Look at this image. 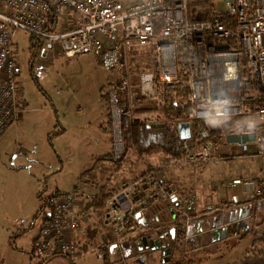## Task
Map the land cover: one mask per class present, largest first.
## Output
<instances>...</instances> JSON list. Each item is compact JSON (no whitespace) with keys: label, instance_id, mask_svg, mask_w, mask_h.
<instances>
[{"label":"built area","instance_id":"1","mask_svg":"<svg viewBox=\"0 0 264 264\" xmlns=\"http://www.w3.org/2000/svg\"><path fill=\"white\" fill-rule=\"evenodd\" d=\"M157 24L159 38L155 37ZM17 30L44 42L35 69L53 51L66 58L91 54L111 73L108 98L116 161L127 154L122 127L127 112L117 101L116 88L129 90L130 115L128 56L137 44L151 45L159 65L142 76L143 96L153 98L179 89L185 102L196 105L186 120L173 123L177 132L180 123L191 125V138L185 140L191 146L188 160L228 158L227 147L251 155L255 146V154L264 157V0H0V138L19 123L25 107L15 60ZM254 114L261 125L253 129L235 127L219 138L211 137L205 128L194 130L199 118ZM196 137L201 145L194 141ZM162 168L148 165L141 175L122 182L107 203L104 219L117 243H131L141 256L158 252L161 264H170L171 230L176 223L182 221L189 244L196 235H209L213 242L215 228L210 224L195 232L194 218L177 203V188L163 176ZM238 185L253 187L252 195L263 191L254 180L242 177L220 183L221 217L233 215L226 203L238 199H229L227 189ZM83 195H57L49 224L33 241L36 257L63 256L75 262L84 256L82 246L69 238L87 227L93 213L85 208L90 199H81ZM80 201L84 207L75 214ZM208 209L218 210L214 204ZM229 223L221 221L220 226ZM255 235L264 238V224L258 225ZM262 245L259 264H264Z\"/></svg>","mask_w":264,"mask_h":264},{"label":"rangeland","instance_id":"2","mask_svg":"<svg viewBox=\"0 0 264 264\" xmlns=\"http://www.w3.org/2000/svg\"><path fill=\"white\" fill-rule=\"evenodd\" d=\"M218 8L223 9L222 3ZM30 39V34L16 31L15 60L25 107L19 123L11 126L0 138V264H41L44 260L32 255V240L43 226L41 217L35 220L42 205L38 199L39 191H44L46 197L55 190L83 195L85 186H88L86 195L80 198L86 196V199H90L104 186L120 189L123 178L140 172L148 162L160 168L166 166L162 155L140 157L128 141L125 144L126 159L120 170L115 162L99 159L113 146L112 115L109 133L106 131L108 105L100 96L101 88L112 77L111 73L105 71L91 54L66 58L51 51L50 56L36 66L40 85L47 94L44 95L30 74ZM133 55L136 59L134 62L131 61ZM154 55L151 45L137 44L128 56L131 72L130 115L149 124L160 122L157 114H134L133 111L139 108V104L142 107H155L158 104L157 97L146 96L142 103L139 102L144 97L141 92L142 76L151 71L149 58ZM137 64L139 66L135 67ZM229 118H208V128L220 127ZM259 125L260 119L254 114L237 122L235 127L243 130ZM60 130L62 132L55 133ZM252 148L253 159L240 151L239 160L222 161V175L245 171L250 166L248 163L258 165L262 157L255 154V146ZM259 219V226L263 225L264 213ZM233 227L230 228L231 239L221 247V251L214 252L213 248L206 247L188 253L187 258L194 260L186 264H254L252 258L246 256L258 226L252 223L248 230L241 232ZM96 230L97 237L100 232L109 242L112 235L109 227L100 224ZM96 249H90L85 257L75 262L55 256L45 264H137L133 257H123L111 250L109 255H105V252ZM62 258L67 260L64 262ZM159 261L161 256L156 252L149 256L147 264H158Z\"/></svg>","mask_w":264,"mask_h":264},{"label":"trees","instance_id":"3","mask_svg":"<svg viewBox=\"0 0 264 264\" xmlns=\"http://www.w3.org/2000/svg\"><path fill=\"white\" fill-rule=\"evenodd\" d=\"M155 37H160L161 27L159 24L156 25ZM43 41L34 36H31L30 39V49L31 60L29 62L30 74L32 80L38 87L39 91L44 95H47L43 87L40 85L38 74L36 73V69L34 66V61L37 56V52L43 46ZM152 50H150V54H152ZM155 54V53H154ZM150 70H158V61L156 56L149 58ZM135 56L131 57V61L134 62ZM139 64L135 65L138 67ZM19 77V73H18ZM108 84L103 86L100 90V96L103 101L108 105V127L106 131L111 133V107L109 102V92H108ZM129 90L116 88V97L120 106L127 112V114L122 119V127H123V139L126 142L128 141L132 148L135 149L136 153L140 157H153L157 155H162L165 158V163L169 164L170 162H178L183 161L188 158V151L191 149L188 142L183 140L177 130L175 129L173 123L177 121H184L188 118L189 114L196 107L195 104L187 103L183 100L182 94L179 89L175 91H168L164 93H158V104L154 107H142V104H139L137 109L133 111L134 114H157L160 122L157 124H148L145 121H138V119H132V117L128 114L129 111ZM140 98V103L143 102V99ZM145 100V99H144ZM138 102V101H137ZM247 115L236 116L229 120H226L220 127L218 128H208L206 119L199 118L194 122V130L198 133L200 128H205L210 132L211 137L219 138L223 137L229 130L235 128V124L244 120ZM62 130L55 132L59 133ZM54 133V134H55ZM52 137V134H50ZM194 141L201 145L203 142L199 140L198 137L194 139ZM99 159L102 160H110L117 164V169L120 170L123 166V163L126 159V155L120 160L116 161L114 159L112 150L105 155L99 156ZM257 185L263 188V191L260 195H252L246 198H241L237 202H227L226 206L235 209L238 206L243 205L246 207L250 213L251 223H256L258 218L262 212H264V176L255 179ZM60 193L59 190H55L50 193L47 197L44 195V191L38 193V199L41 200V207L37 211L35 216V220L39 217L43 220V226L49 224L51 212L55 205V199L57 195ZM116 193V190L104 186L100 189V191L91 196L90 200L86 203L85 208L93 213L102 212L107 208V203L111 199V197ZM240 210H238L239 212ZM251 231V230H250ZM254 242L255 243H264V238L256 236L254 234ZM192 250V245L189 244L185 240V230L182 221H179L175 225V236L173 238V255L171 257L170 264H186L193 262L194 259H188L189 251ZM34 257L35 254L32 252ZM136 252L131 253L128 257H138ZM52 257L45 258L41 264H45ZM147 264L149 256L143 255ZM137 259V258H135ZM160 260V259H159ZM137 264H143V261H136ZM158 264H161L159 261Z\"/></svg>","mask_w":264,"mask_h":264},{"label":"crops","instance_id":"4","mask_svg":"<svg viewBox=\"0 0 264 264\" xmlns=\"http://www.w3.org/2000/svg\"><path fill=\"white\" fill-rule=\"evenodd\" d=\"M227 153L230 156L228 158H217L210 162H203L199 160L191 161L186 159L178 162H170L162 168L163 170L165 169L164 171L162 170L163 176L173 181L177 188V203L182 207L189 209L192 218H194L195 232H198V230L201 228L208 227V225L210 224L213 225L215 228L213 242H210L209 235H205L202 237L196 235L195 239H191L190 244L192 245V250L189 251V253L201 251L203 249H206V247L213 248L212 250L214 252L221 251L224 244L231 239V236H229L231 226L235 227L234 230H236L237 227L238 232H241L244 229L248 230L252 224L250 213L249 216L245 218L246 207H244L243 205L233 209V215L221 217L220 211L223 205L219 204L222 193V187L220 186V183L227 182L234 177H242L245 179L254 180L255 185V179L264 176V157L262 158V160H259L258 165L248 163L250 166L245 171H242L243 173L239 171L238 174H230L227 176H223L220 163L222 161L228 162L239 160L241 157L240 152L235 147H227ZM249 158L253 159L254 156ZM155 162H157V160ZM149 164L152 163L148 162L146 166H148ZM146 166L144 169L140 170V172L131 175L128 178H123V180H121V184L124 181L134 179L135 177L141 175L146 170ZM108 187L112 188L111 186ZM113 188L116 189V191L118 190V188H115V186H113ZM87 191L88 186H85V189L83 190L84 195H86ZM253 192V187H245L243 185H238L233 189H227L229 199H232L233 197H236L238 200L241 198H246L252 196ZM210 204L216 205L218 210H209L208 205ZM82 207H84V202H78V204L74 208V213H79ZM238 210L240 211L238 212ZM236 212L238 213L239 217L235 221L234 215ZM263 213L264 212H262L259 217H261ZM105 214V211L91 213L90 221L88 222L87 227L77 232H74L69 236L72 241L77 242L82 246L84 250V256L80 258L85 257L86 254H88L87 252H89V250L92 248H98L96 250L100 249L101 251L105 252V255H109V252L111 250L123 257H128L131 253L135 252L132 246L131 248L130 246H128V242L117 243L113 233L111 235V238H109V242H106V240H104V237L101 235L100 232L98 233V237L96 236V227L100 224L103 227H109L112 232L111 227L105 223ZM247 219L249 221L248 225L245 224ZM227 220L230 221L227 227L220 226L221 221L226 222ZM259 220L260 219L258 218V221L255 223L257 226L259 225ZM37 236L38 234L35 235L32 241H34ZM254 243L255 242L253 239L252 247H250V252L247 251L248 253L246 257L248 259L252 258L254 264H259V261L262 257L261 247L263 245L262 243ZM133 258H137L135 259L136 261H143V264H145L146 262L145 258L141 256H139V258ZM62 259L64 262L65 260H67L64 258Z\"/></svg>","mask_w":264,"mask_h":264},{"label":"water","instance_id":"5","mask_svg":"<svg viewBox=\"0 0 264 264\" xmlns=\"http://www.w3.org/2000/svg\"><path fill=\"white\" fill-rule=\"evenodd\" d=\"M178 134L179 136L183 139V140H189L191 138V125L190 123L186 122V123H180L179 127H178ZM246 212H245V218L249 216V211L247 208H245ZM234 220L236 221L239 217L238 213L236 212L234 215ZM246 225L249 224V221L247 219V221L245 222ZM172 236L174 238L175 236V229L171 230ZM128 246H130L131 248V243H128Z\"/></svg>","mask_w":264,"mask_h":264}]
</instances>
